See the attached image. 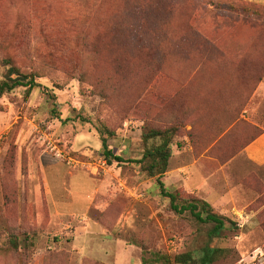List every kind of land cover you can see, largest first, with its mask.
Segmentation results:
<instances>
[{
    "label": "rangeland",
    "instance_id": "obj_1",
    "mask_svg": "<svg viewBox=\"0 0 264 264\" xmlns=\"http://www.w3.org/2000/svg\"><path fill=\"white\" fill-rule=\"evenodd\" d=\"M190 26L218 52L184 48ZM22 75L32 89L0 92V264H70L83 236L123 264L208 245L264 264V167L243 153L264 124L258 0H0V81ZM164 139L161 180L227 217L220 237L142 169Z\"/></svg>",
    "mask_w": 264,
    "mask_h": 264
},
{
    "label": "trees",
    "instance_id": "obj_2",
    "mask_svg": "<svg viewBox=\"0 0 264 264\" xmlns=\"http://www.w3.org/2000/svg\"><path fill=\"white\" fill-rule=\"evenodd\" d=\"M187 35L188 42L186 43L184 48L203 49V51H205L207 54L218 52L217 47L210 43L207 38H205L199 31L195 30L193 27H188ZM11 68L13 70H16V68L14 67ZM35 84V78L33 75H22L18 78H12L10 76L9 80L0 81V92L11 91L19 86H25L29 89H32ZM163 134L164 131L162 130L152 129L144 134V138L149 139L152 137L161 136ZM254 138L255 136L249 142H251ZM103 147L106 157H111L112 151L108 149L105 139L103 141ZM113 157L118 160L121 159V157L118 156ZM171 157L172 150L170 147V142L164 139L161 144L147 149L143 157L138 162L141 163L142 169L149 175L157 176V182L161 190V195L170 199V206L172 210H174L178 214L189 212L198 222L203 224H211L212 227L209 232L210 237H220L223 230L227 229V224L229 222V219L227 217L216 212L213 206L206 200L199 198L182 199L180 198V193L178 191H170L165 187V184L161 180V177L164 173L167 172ZM220 253L221 251L219 248L211 247L210 245H208L202 250L200 257L198 258V263L212 264L219 258ZM175 262L178 264H195V259L190 253H185L177 256L175 258ZM143 264H146V259H144Z\"/></svg>",
    "mask_w": 264,
    "mask_h": 264
},
{
    "label": "crops",
    "instance_id": "obj_3",
    "mask_svg": "<svg viewBox=\"0 0 264 264\" xmlns=\"http://www.w3.org/2000/svg\"><path fill=\"white\" fill-rule=\"evenodd\" d=\"M258 1L264 5V0ZM254 3L257 4V2ZM260 128L261 132L244 147L243 153L253 164L262 168L264 167V124ZM83 238V241H75V252L73 253L75 256L71 259L70 264H123L122 258L125 251L121 246H115L113 242L91 240L86 236ZM129 264H132L130 260Z\"/></svg>",
    "mask_w": 264,
    "mask_h": 264
}]
</instances>
